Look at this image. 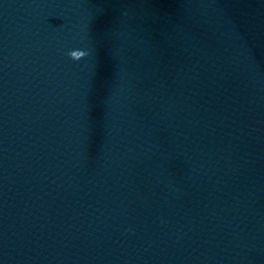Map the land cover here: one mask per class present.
I'll return each mask as SVG.
<instances>
[{"label": "water", "instance_id": "95a60500", "mask_svg": "<svg viewBox=\"0 0 264 264\" xmlns=\"http://www.w3.org/2000/svg\"><path fill=\"white\" fill-rule=\"evenodd\" d=\"M0 264H264V0H0Z\"/></svg>", "mask_w": 264, "mask_h": 264}]
</instances>
